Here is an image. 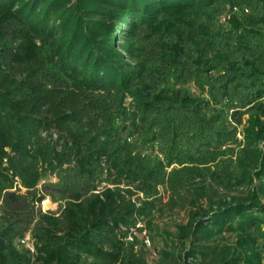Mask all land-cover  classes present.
I'll use <instances>...</instances> for the list:
<instances>
[{"label":"trees","instance_id":"16d2710c","mask_svg":"<svg viewBox=\"0 0 264 264\" xmlns=\"http://www.w3.org/2000/svg\"><path fill=\"white\" fill-rule=\"evenodd\" d=\"M218 1L0 0V264H150L123 238L141 220L151 228L165 207L201 200L206 208L191 209L172 235L184 259L264 264L263 102L231 171L167 172L212 164L199 157L221 132L223 111L208 114L210 100L193 99L188 85L202 94L208 85L212 109L264 97V50L250 40L264 34V13L239 33L244 25L216 27L209 10ZM171 76L184 88L165 85ZM53 174L68 195L58 216L35 209ZM33 220L30 253L16 240Z\"/></svg>","mask_w":264,"mask_h":264},{"label":"rangeland","instance_id":"374dc122","mask_svg":"<svg viewBox=\"0 0 264 264\" xmlns=\"http://www.w3.org/2000/svg\"><path fill=\"white\" fill-rule=\"evenodd\" d=\"M251 4L243 6V7H233L229 0H219L215 7L211 10L213 13V22L215 23L216 27H223L224 29H230V26L235 25H244L242 29L239 30V33H246L250 32L252 28L256 25L253 17H257L256 15H263V7L262 3L259 0H252ZM254 3H256L254 5ZM258 3V4H257ZM216 12V13H215ZM260 17V16H259ZM232 21V25L229 22ZM241 23V24H240ZM251 35V34H250ZM250 40L252 42H257V51L264 50V34L257 36H251ZM251 44V43H250ZM158 46H156L157 48ZM150 55H153V51L150 52ZM212 75V74H211ZM175 78L171 76L169 81L166 82L165 85H171V87H175L176 89H183L181 83L175 82ZM161 86L160 88H162ZM188 89L190 93L193 95V99H208L210 100V105H213L211 99L208 97L209 86L205 87V93H200L199 89L195 86V82L188 85ZM251 93V92H250ZM127 105L131 102V98H127ZM264 103V97L258 101V103H253L251 105H247L246 107H238L236 109H232L233 107L227 108H213L209 105H205L206 111L208 114L215 113L218 115L221 111H223L224 115H228L227 118L223 117V113L220 114L221 120L219 124H217L216 129L221 131L218 137L216 138L215 143L217 142V147L213 148L210 152L205 153L204 155L201 154L199 157L211 161L208 166L201 165L196 163H185V164H178L174 163L167 169V172H170L173 168H188L186 173H194L198 172L205 173L210 170V172H214L219 169L221 173H225L227 171H231L235 167V163L237 162V155L241 153V151L245 148L247 144L245 140V127L248 125L247 119L249 118L250 114L252 116H259V104ZM242 106V105H241ZM239 111L244 114L243 117L240 118V115L233 116V114ZM263 111V110H262ZM207 114V115H208ZM242 122V124H239ZM263 149V142L259 144L253 145L252 149ZM156 155H159V152L156 151ZM160 159H164L162 155H159ZM198 154L196 155V157ZM182 159V158H181ZM178 161H181L180 159ZM218 165V166H217ZM60 179L57 174L50 175L46 178L39 186L42 189L41 194L45 195V200L36 206V212L39 210L43 213H52L58 216L63 209V207L67 204V194L63 193V188H56L54 187L59 183ZM99 180L97 181V183ZM195 183H200L197 180ZM104 184V183H102ZM213 188L216 187L213 186ZM86 189V188H85ZM84 189V190H85ZM159 192L163 196V204H166L170 198V192L166 185H162L159 187ZM242 189L235 190L232 192L231 195H238ZM88 191V190H87ZM217 191V190H216ZM219 193H225L221 190H218ZM26 190L22 189L21 195H24ZM85 192V191H84ZM95 193L93 191L88 192L87 195ZM140 198H143V194H139ZM189 199V197H187ZM198 208H206L207 201L201 200L198 202ZM197 206L188 205V201L185 202V207H177L173 210L164 208V212H156L153 217V222L151 228L147 227L145 224V220H141L137 225V229H143V231L135 230L132 234L128 237L123 238V241L131 247L134 253L144 252L150 264H158L161 261V252L168 251L171 253L174 258L171 260V264H199V260L187 258L184 259V254H182L181 248L177 245L176 241L172 238V235L176 233L177 227L183 225L188 222L189 219V212L198 209ZM0 215H2V211H0ZM36 220H33V223L24 225L21 227L23 236L16 240V246L21 250L30 251L29 246H35L34 238H33V229ZM143 223V224H142ZM29 226V227H28ZM144 226L143 228H141ZM26 227V228H24ZM264 231V228H262ZM229 241L233 244L236 241V238L233 236H227ZM23 240L25 242L23 243ZM181 255V256H180ZM178 257H182L179 259Z\"/></svg>","mask_w":264,"mask_h":264},{"label":"built area","instance_id":"2783aa9c","mask_svg":"<svg viewBox=\"0 0 264 264\" xmlns=\"http://www.w3.org/2000/svg\"><path fill=\"white\" fill-rule=\"evenodd\" d=\"M24 242H25V240H23V243H24ZM28 247H29V249L31 250L32 253H35V248H34L33 246H29V245H28Z\"/></svg>","mask_w":264,"mask_h":264}]
</instances>
